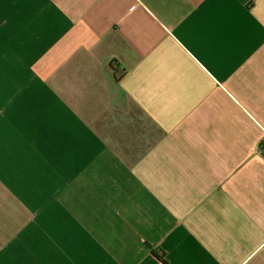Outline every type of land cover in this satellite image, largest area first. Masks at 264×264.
<instances>
[{"label":"crops","instance_id":"1","mask_svg":"<svg viewBox=\"0 0 264 264\" xmlns=\"http://www.w3.org/2000/svg\"><path fill=\"white\" fill-rule=\"evenodd\" d=\"M264 264V0H0V264Z\"/></svg>","mask_w":264,"mask_h":264},{"label":"trees","instance_id":"2","mask_svg":"<svg viewBox=\"0 0 264 264\" xmlns=\"http://www.w3.org/2000/svg\"><path fill=\"white\" fill-rule=\"evenodd\" d=\"M154 256L159 259L160 261H162L163 263H167V261L165 260V255L163 253H157V252H153Z\"/></svg>","mask_w":264,"mask_h":264}]
</instances>
